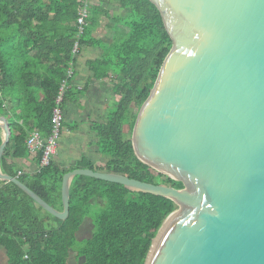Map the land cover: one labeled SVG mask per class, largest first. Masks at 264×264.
I'll return each instance as SVG.
<instances>
[{"label":"water","instance_id":"1","mask_svg":"<svg viewBox=\"0 0 264 264\" xmlns=\"http://www.w3.org/2000/svg\"><path fill=\"white\" fill-rule=\"evenodd\" d=\"M173 48L136 120L144 164L183 185L75 169L61 183L62 212L4 175L53 218L69 217L77 176L173 201L145 264H264V0H149ZM0 165L11 137L0 117Z\"/></svg>","mask_w":264,"mask_h":264},{"label":"trees","instance_id":"2","mask_svg":"<svg viewBox=\"0 0 264 264\" xmlns=\"http://www.w3.org/2000/svg\"><path fill=\"white\" fill-rule=\"evenodd\" d=\"M48 1L50 10L44 9V0H0V111L6 110L11 99L19 102L15 119L0 112L11 127L1 169L62 212L61 183L67 171L52 163L30 180L28 176H16L8 163L9 159L28 156L26 141L31 133H51L59 86L71 59L79 0ZM106 1L120 3L127 11L122 21L131 37L124 45L110 47L102 57V66L108 69L100 75L95 72L97 78L115 73V89L122 99L107 119L93 129L98 150L107 158L105 165L94 168L85 163L84 167L182 190V184L140 161L132 138L126 135L129 128L133 137L140 110L173 48L172 40L159 10L149 0ZM62 23L71 26L66 34L56 28ZM87 30L83 46L89 36ZM55 60L56 64L49 68L51 76L39 73V69L46 70L47 63ZM66 100L67 94L63 108ZM2 140L0 129V146ZM41 159L40 154L38 164ZM92 205L101 206V211L95 220H90L91 236L78 240L77 234ZM69 206L68 219L57 220L16 185L0 181V246L5 251L6 264H69L72 252L74 264H145L165 221L178 210L171 200L134 194L124 185L85 176H77L71 182ZM39 211L46 214L42 219Z\"/></svg>","mask_w":264,"mask_h":264},{"label":"crops","instance_id":"3","mask_svg":"<svg viewBox=\"0 0 264 264\" xmlns=\"http://www.w3.org/2000/svg\"><path fill=\"white\" fill-rule=\"evenodd\" d=\"M42 4L44 9H52L48 0H44ZM48 6H50L49 9ZM126 16L127 11L123 10L120 3L93 0V11L88 22V30L86 29L89 36L86 37V45L83 46L81 53L75 60L74 78L67 92V100L64 106V125L60 147L53 161L61 170L69 172L75 169H87L84 167L85 163L92 164L94 168H101L107 161V158L98 150L97 138L93 129L96 124L103 123L107 119L110 111L118 106L121 96L117 94L115 89V73L109 72L107 77L97 78L95 72L98 71L100 75L108 69L107 66H102L104 65L102 64V57L110 47L116 44L118 30L122 27L121 21ZM51 18L55 21L54 16ZM56 28L61 29L66 34L71 26L62 23L58 24ZM55 64L56 60L50 64L47 63L48 68L46 70L39 69V73L51 76L49 68ZM17 105L19 102L11 99L6 104V110L0 112L8 113L10 117L15 119ZM0 117L4 116L0 113ZM38 131L44 137H48L42 131ZM39 155L40 153L32 154L29 152L26 158L9 159L8 163H10V167L16 176H28L31 180L33 176L39 174ZM1 172L4 174L2 169ZM87 221L90 220L87 219L85 222ZM79 232L78 234L81 233Z\"/></svg>","mask_w":264,"mask_h":264},{"label":"built area","instance_id":"4","mask_svg":"<svg viewBox=\"0 0 264 264\" xmlns=\"http://www.w3.org/2000/svg\"><path fill=\"white\" fill-rule=\"evenodd\" d=\"M78 2L80 5V9L76 20L75 40L71 48V59L68 62L69 65L66 70V76L61 81V84L59 86V92L52 115L51 133L48 135V137H44L41 132L35 131L26 141L30 153H40L42 155L41 163L39 164V173L42 170L49 168L58 154V150L60 147V138L64 124L63 103L65 100V96L72 84V79L74 77L75 60L83 49L82 41H84L86 29L88 27V22L93 8V0H79Z\"/></svg>","mask_w":264,"mask_h":264},{"label":"rangeland","instance_id":"5","mask_svg":"<svg viewBox=\"0 0 264 264\" xmlns=\"http://www.w3.org/2000/svg\"><path fill=\"white\" fill-rule=\"evenodd\" d=\"M125 24H126V22L122 21L121 22L122 27L118 30V37L116 39V42H117L116 44H118V45H124L126 42L129 41V39L131 37L130 31L127 29ZM126 135L128 138H132L131 131L129 128L126 129ZM101 208L102 207L99 205H92V207L89 208L88 219L89 220H91V219L95 220L96 216L100 213ZM38 214H39L40 219H42L46 215L45 213H43L41 211H39ZM86 220H84V221H86ZM92 229L93 228H92L90 221L84 222V224L82 225L81 230H80V232L82 234L80 232H79L80 234H77L78 240H83L85 238L90 237ZM74 256H75V254L72 252L70 254V257H69V264H74V259H75ZM5 259H6L5 251L2 247H0V264H6Z\"/></svg>","mask_w":264,"mask_h":264},{"label":"clouds","instance_id":"6","mask_svg":"<svg viewBox=\"0 0 264 264\" xmlns=\"http://www.w3.org/2000/svg\"><path fill=\"white\" fill-rule=\"evenodd\" d=\"M74 78V77H73ZM73 80V79H72ZM64 125V124H63Z\"/></svg>","mask_w":264,"mask_h":264}]
</instances>
